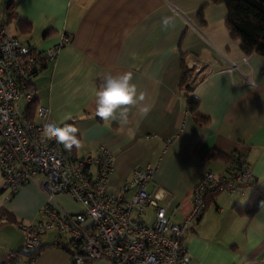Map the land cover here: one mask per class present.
Wrapping results in <instances>:
<instances>
[{
  "label": "crops",
  "instance_id": "obj_1",
  "mask_svg": "<svg viewBox=\"0 0 264 264\" xmlns=\"http://www.w3.org/2000/svg\"><path fill=\"white\" fill-rule=\"evenodd\" d=\"M164 16L174 17V27L162 28ZM225 18L224 5L211 0H0L7 34L29 46L46 50L70 36L35 75V105L48 109L46 123L73 121L83 145L74 148L75 156L100 148L113 155L111 194L120 193L135 168L156 166L147 190L159 198L170 220L180 222L200 176L206 171L225 175L233 156L241 155L253 187L232 195L208 194L201 218L182 245L188 264H264V204L251 217L243 213L253 189L264 191V58L243 53ZM181 56L192 70L193 95L206 124H197L187 111L179 89ZM232 65L236 68L230 71ZM106 72L132 73L146 103L153 105L151 112L145 117L133 108L127 125L97 117L94 93ZM54 201L67 213L80 209L68 195ZM45 202L35 182L7 201L0 195V262L22 250L20 225L37 221ZM54 235L45 232L35 255L20 252L17 262L70 264Z\"/></svg>",
  "mask_w": 264,
  "mask_h": 264
},
{
  "label": "built area",
  "instance_id": "obj_2",
  "mask_svg": "<svg viewBox=\"0 0 264 264\" xmlns=\"http://www.w3.org/2000/svg\"><path fill=\"white\" fill-rule=\"evenodd\" d=\"M70 41V36L63 35L58 46L38 50L8 35L0 19V195L7 201L35 182L46 196L39 219L20 225L25 234L22 250L39 247L41 236L53 230L54 244L68 252L70 264L97 260L108 264H188L182 240L201 218L207 195H232L250 187L252 176L243 171L242 156H233L225 175L206 171L200 176L192 190L191 208L180 222L170 220L159 198L147 190L156 166L135 168L120 193L111 194L108 183L114 160L107 149L77 157L43 136L48 109L35 105L33 79L54 60L58 48ZM234 68L232 65L229 70ZM32 104L35 107L29 118L26 110ZM62 194L70 196L80 209L74 213L61 210L54 199ZM19 256L9 252L0 264L17 262Z\"/></svg>",
  "mask_w": 264,
  "mask_h": 264
},
{
  "label": "trees",
  "instance_id": "obj_3",
  "mask_svg": "<svg viewBox=\"0 0 264 264\" xmlns=\"http://www.w3.org/2000/svg\"><path fill=\"white\" fill-rule=\"evenodd\" d=\"M11 3L6 4V10H10ZM211 3L224 5L226 9L225 28L229 32L230 37L239 42L240 49L243 53L246 55L256 54L264 58V0H211ZM198 17L199 20L202 21L201 10L199 11ZM180 69L181 78L179 89L183 93L187 111L197 124H206L207 118L199 113L198 100L193 95L194 80L192 77V70L187 67L183 56H181ZM34 107V104L28 105L27 107L26 111L29 118L33 115ZM67 123L74 125L73 121ZM74 148L71 151H65L74 155ZM227 160L228 158H226V161ZM250 186L253 187V183H251ZM215 193L217 192L212 194ZM263 204L264 191L259 188H254L249 197L248 205L243 209V213L251 217ZM4 213L6 212H3V214ZM5 215L7 216L6 221L12 222L10 215ZM20 252H22V250L17 251V253ZM34 255L35 253L31 255V257Z\"/></svg>",
  "mask_w": 264,
  "mask_h": 264
},
{
  "label": "clouds",
  "instance_id": "obj_4",
  "mask_svg": "<svg viewBox=\"0 0 264 264\" xmlns=\"http://www.w3.org/2000/svg\"><path fill=\"white\" fill-rule=\"evenodd\" d=\"M165 30L174 27L172 16H164L160 20ZM103 83L94 93L95 114L102 121H117L122 125L129 122V113L133 108L137 109L141 116H147L152 110V104L146 103V94L138 90L133 82L130 72L103 74ZM43 136L48 140H55L65 150L71 151L74 147L80 149L82 140L78 137L79 129L73 124L65 123L60 126L56 122H48L43 125Z\"/></svg>",
  "mask_w": 264,
  "mask_h": 264
},
{
  "label": "water",
  "instance_id": "obj_5",
  "mask_svg": "<svg viewBox=\"0 0 264 264\" xmlns=\"http://www.w3.org/2000/svg\"><path fill=\"white\" fill-rule=\"evenodd\" d=\"M243 171H246V167L243 168ZM41 248V246L35 248L34 250H31V251H22V254L25 255V256H28V255H32L34 253H36L39 249Z\"/></svg>",
  "mask_w": 264,
  "mask_h": 264
},
{
  "label": "rangeland",
  "instance_id": "obj_6",
  "mask_svg": "<svg viewBox=\"0 0 264 264\" xmlns=\"http://www.w3.org/2000/svg\"><path fill=\"white\" fill-rule=\"evenodd\" d=\"M21 106L23 107V103L21 104ZM147 213H149V211L147 210ZM149 219V218H148Z\"/></svg>",
  "mask_w": 264,
  "mask_h": 264
}]
</instances>
